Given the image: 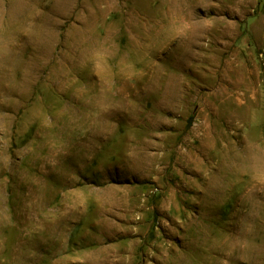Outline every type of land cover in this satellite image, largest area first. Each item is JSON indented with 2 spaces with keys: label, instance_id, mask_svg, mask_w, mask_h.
Returning a JSON list of instances; mask_svg holds the SVG:
<instances>
[{
  "label": "rangeland",
  "instance_id": "374dc122",
  "mask_svg": "<svg viewBox=\"0 0 264 264\" xmlns=\"http://www.w3.org/2000/svg\"><path fill=\"white\" fill-rule=\"evenodd\" d=\"M0 264H264V0H0Z\"/></svg>",
  "mask_w": 264,
  "mask_h": 264
}]
</instances>
